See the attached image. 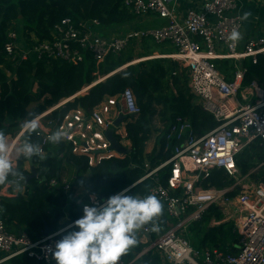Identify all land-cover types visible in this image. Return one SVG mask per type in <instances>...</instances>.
<instances>
[{
  "label": "built area",
  "instance_id": "2783aa9c",
  "mask_svg": "<svg viewBox=\"0 0 264 264\" xmlns=\"http://www.w3.org/2000/svg\"><path fill=\"white\" fill-rule=\"evenodd\" d=\"M123 4L137 18L156 16L167 23L158 28L133 29L122 36L101 38L98 21L66 17L54 25L50 39L43 42H37L34 36L29 42H19L17 33L8 31L4 46L6 59L16 64L33 59L76 65L83 62L84 53L99 63L109 55L119 56L131 43L151 41L156 45L172 46L175 54L153 56L148 60L168 59L186 68L191 94L217 126L208 134L196 137L187 121L175 119L162 130L163 152L170 153L169 159L151 170L145 163L143 169L147 173L127 188L128 192L135 185L153 179L155 183L149 195L157 196L168 218L175 222L161 234L157 232V226L153 230L155 223L138 230L136 237L145 246L141 255L154 251L165 264H264V185L253 180L251 172L242 175L236 166V157L253 141L260 140L264 146V89L255 81L243 84L247 70L241 65L247 59L255 63L256 57L264 54V36L241 44L243 21L233 14L238 0H210L200 11H189L182 20L176 19L175 0H123ZM233 30L241 35L238 41L229 39ZM223 60L234 63L230 81L214 65L215 61ZM105 79H98L76 96L38 116L40 127L35 133L41 140L39 156L46 155L43 147L54 144L48 136L60 130L65 134L59 142L64 148L61 157L69 154L82 158L89 169L106 160L124 157L111 150L105 134L112 130L118 144L130 149L126 127L140 114L130 89L104 98L92 111L77 108L51 117L52 112ZM120 118L115 126V121ZM24 134L22 127L14 136L8 137L15 146L22 142ZM20 166L21 171L30 174L29 163ZM164 168H169V174L162 185L157 174ZM213 170L221 171L228 184L220 188L205 187ZM70 182L59 176V179H50L48 186L67 193ZM24 193L21 182L18 187L9 183L0 188V198H15ZM105 200L96 194H87L78 198L76 205L83 209L85 205H99ZM210 207L219 208L223 222L233 225V232L238 236L235 255L218 250H197L186 240L189 226L198 222ZM73 223L32 242L24 233L9 232L0 218V264L21 255L42 264H56L52 255L55 245L74 230ZM219 224L212 222L211 226ZM151 233H157L153 241ZM122 256L116 264H126Z\"/></svg>",
  "mask_w": 264,
  "mask_h": 264
},
{
  "label": "trees",
  "instance_id": "16d2710c",
  "mask_svg": "<svg viewBox=\"0 0 264 264\" xmlns=\"http://www.w3.org/2000/svg\"><path fill=\"white\" fill-rule=\"evenodd\" d=\"M66 17L96 20L100 28L127 26L137 19L124 7L123 0H0V131L5 127L19 131L25 120L76 96L103 77H106L104 81L52 112L51 117L77 108L92 111L104 98L115 96L125 89L132 91L140 114L127 124L130 153L122 158L109 159L89 169L82 158L69 154L61 157L64 148L60 143H54L43 147L45 156L31 159L36 174L33 179H28L26 172L20 170V165L29 163V160L19 161L18 171L26 178V182H21L25 193L15 198H0V218L9 232L16 235L24 233L32 242L42 238L45 227L50 235L82 216L81 207L76 205L77 193H81V198L96 194L107 199L137 183L147 173L143 169L145 163L151 170L169 159L170 153L163 152V131L158 132L151 126L156 115L165 128L177 118L184 119L196 137L208 134L217 126L213 117L200 108L198 99L191 94L186 68L168 59L131 64L135 59L149 56L137 54L140 46H136V43H131L119 56L109 55L99 63L93 61L88 53H84L83 62L76 65L59 61L37 62L33 59L16 64L6 59L4 46L8 31L20 32L21 41L24 42H29L31 36L37 42H43L50 39L54 25ZM214 65L228 81L232 79V61H215ZM241 65L247 70L243 84L255 81L264 89V54L257 56L255 63L247 59ZM35 132L30 137L24 134L22 140L29 139L41 147V140ZM155 134L157 137L153 140L152 150L146 152L147 144ZM52 146L55 147L54 151ZM64 162L73 169H79L67 193L48 186L50 179H59ZM236 166L242 175L251 172L252 179L264 185V146L260 140L253 141L236 157ZM168 174L169 168L158 172L157 178L162 185H165ZM228 182L221 171L213 170L204 186L220 188ZM154 183L153 179L146 180L135 185L127 194L149 195ZM3 185L0 184V188ZM223 220L219 208H208L198 222L189 226L186 240L197 250H218L223 254L235 255L238 236L233 232V225ZM212 222L220 224L211 226ZM154 223L161 234L175 222L168 218L163 207L162 213L148 225ZM156 234L151 233L152 241ZM137 241V245L122 256L126 264H165L154 251L141 255L145 246L138 237ZM3 264L42 263L21 255Z\"/></svg>",
  "mask_w": 264,
  "mask_h": 264
},
{
  "label": "clouds",
  "instance_id": "9594fccd",
  "mask_svg": "<svg viewBox=\"0 0 264 264\" xmlns=\"http://www.w3.org/2000/svg\"><path fill=\"white\" fill-rule=\"evenodd\" d=\"M240 38L236 30L229 37L232 41ZM39 127L38 116L23 123L24 133L29 137ZM64 135L56 130L48 140L59 143ZM41 152V147L29 139L14 146L8 135L0 131V184L11 183L18 187L20 182H26L18 171L19 161L30 160ZM162 208L157 196L129 195L127 189L99 205H85L82 216L73 223L74 230L56 243L53 258L56 264H116L121 255L137 245V231L154 221L162 213Z\"/></svg>",
  "mask_w": 264,
  "mask_h": 264
},
{
  "label": "crops",
  "instance_id": "0c3cea01",
  "mask_svg": "<svg viewBox=\"0 0 264 264\" xmlns=\"http://www.w3.org/2000/svg\"><path fill=\"white\" fill-rule=\"evenodd\" d=\"M208 1L210 0H175L176 19L182 20L189 11H200L203 4ZM246 13H247V17L245 18ZM233 14L239 15L243 21V32H242V43L241 44H244L248 40H252V39H256L258 37L264 36V0H238L237 8L233 12ZM166 23H167L166 21L160 20L156 16L137 18L135 22L127 26H124V27L114 26L112 30L113 31L112 36L110 38L122 36L126 34L128 31L133 30V29L145 30V29H152L155 27L158 28V27L164 26ZM99 30H100V27L98 28V34H100ZM147 43H148L147 41H142V43L136 44V46H140L139 50L137 51V54L140 53V55L141 54L149 55L141 59H147L153 56H165V55L170 54V53H158L157 51L151 52L149 51L150 48L144 47V44H147ZM142 50L144 52H142ZM149 144L150 143H148L147 145ZM146 152H150V151H146ZM67 168H68L67 164L64 162L59 176H61V178H64L70 181L74 178L77 171L76 169H74V173H72V176H71ZM76 195H78V198L81 197L80 192L77 193Z\"/></svg>",
  "mask_w": 264,
  "mask_h": 264
},
{
  "label": "rangeland",
  "instance_id": "374dc122",
  "mask_svg": "<svg viewBox=\"0 0 264 264\" xmlns=\"http://www.w3.org/2000/svg\"><path fill=\"white\" fill-rule=\"evenodd\" d=\"M113 27L114 26H111V27H102V28H100V30H99V36L101 37V38H110L111 36H112V30H113ZM115 27H121V26H115ZM122 27H124V26H122ZM17 36H18V39H19V42L22 40V38H21V34H20V32H18L17 33ZM148 43L147 44H144V47H146V48H150L149 49V51H157L158 53H171V52H176L175 51V49H173L172 48V46L170 47L169 46V44L168 45H164V44H162V45H164V46H162V45H156V44H154V43H152L151 41H147ZM136 48V47H135ZM137 49V48H136ZM139 49H137V51H138ZM144 61H147L148 60V58L147 59H143ZM142 59L141 60H139V59H135L131 64H137V63H140V62H142L143 61ZM151 126L153 127V128H155V130L156 131H158V132H161L165 127H164V125H163V123H161V121L159 120V117L156 115L155 116V118L152 120V122H151ZM3 132L4 133H8V134H6V135H11V137L12 136H14L15 134H16V132H18L16 129H6V127H5V129L3 130ZM156 137H157V135L155 134V135H153V137H152V139H151V141L149 142L150 144L149 145H147V148H146V151H151L152 150V147H153V140H154V138L156 139ZM23 141V140H22ZM51 149L54 151L55 150V147H51ZM67 169H68V171H69V174L72 176V173H74V169L72 168V167H69V165H67Z\"/></svg>",
  "mask_w": 264,
  "mask_h": 264
},
{
  "label": "water",
  "instance_id": "95a60500",
  "mask_svg": "<svg viewBox=\"0 0 264 264\" xmlns=\"http://www.w3.org/2000/svg\"><path fill=\"white\" fill-rule=\"evenodd\" d=\"M121 121V118L116 120L114 125L117 126L119 124V122ZM105 137L107 139V141L110 143L111 145V150L116 151L117 153L121 154V155H128L130 153V149H125L122 146H120L116 140V138L113 136V131L109 130L106 134ZM29 165H30V175H28V179H33L36 177L35 174V170L32 166V160H29ZM79 169H76V171H78ZM48 235L47 232V228L45 227V230L42 234V237H46Z\"/></svg>",
  "mask_w": 264,
  "mask_h": 264
},
{
  "label": "bare ground",
  "instance_id": "6f19581e",
  "mask_svg": "<svg viewBox=\"0 0 264 264\" xmlns=\"http://www.w3.org/2000/svg\"><path fill=\"white\" fill-rule=\"evenodd\" d=\"M142 60H143V59H142ZM143 61H144V60H143ZM143 61H142V62H143Z\"/></svg>",
  "mask_w": 264,
  "mask_h": 264
}]
</instances>
